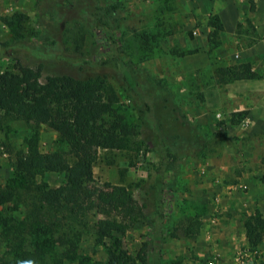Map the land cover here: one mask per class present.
<instances>
[{"label":"rangeland","instance_id":"obj_1","mask_svg":"<svg viewBox=\"0 0 264 264\" xmlns=\"http://www.w3.org/2000/svg\"><path fill=\"white\" fill-rule=\"evenodd\" d=\"M233 1L241 2L120 0L119 10L113 15H103L92 4L96 13L90 11L83 17L67 6L57 11L56 4L62 0H0V43L12 44L7 47L0 44V71L15 69V50L24 51L27 46L42 55L53 53L59 63L58 70L66 71V65H73L71 70L78 75L94 76L100 72L106 76V94L113 92L118 98L113 102V109L133 134L125 148L99 149L94 165L96 185L109 182L128 186L141 201L143 193L139 184L145 186L153 172L148 135L137 110L140 100L128 85L122 59L118 63L111 60L104 66L97 64V69L89 64L79 69L82 59L97 53L93 27L102 18L121 40L124 59L140 69L139 74L166 84L174 93V103L196 127L195 143L177 153L176 200L169 217L173 235L163 245V264H264V231L262 239L255 243L249 239L245 225L252 215L259 213L264 218V214L245 198L239 202L240 206L232 205L236 195H249L252 175L260 174L263 168V118H254L253 97H247L246 90L247 79H262L264 73L254 70L251 61H243L238 55L242 46L260 39L252 22L253 12L246 9L235 35L223 29L216 38L217 44L210 40L214 16L222 21L220 9ZM55 7L56 29L51 26L48 29L51 27L49 30L58 42L55 48H48L44 38L38 41L29 35L36 32L43 35L41 21ZM11 17L22 20H18L19 28L13 29L3 21ZM21 36V40L27 41L15 45L13 41ZM243 62H250L258 76L229 80V76L224 77L220 72L221 68ZM243 111L247 113L240 118L239 112ZM35 145L44 152L68 149L60 134L47 124L24 119L7 121L0 130V187L13 175L17 156ZM38 179L58 186L64 175L47 171L39 174ZM0 214L6 215L9 211L2 208ZM103 216L92 215L89 229L76 251L69 256H63L62 249L58 251L59 264H107V248L97 243L92 233V224ZM121 237L124 249L135 255L147 240V224L138 222ZM3 251L0 238V254ZM48 260L52 262L51 254Z\"/></svg>","mask_w":264,"mask_h":264},{"label":"trees","instance_id":"obj_2","mask_svg":"<svg viewBox=\"0 0 264 264\" xmlns=\"http://www.w3.org/2000/svg\"><path fill=\"white\" fill-rule=\"evenodd\" d=\"M92 4L103 15H113L121 2L62 0L56 7L58 11L67 6L85 17L90 11L96 13ZM56 7L41 21L43 35L40 32L29 35L38 41L44 38L48 48H55L58 42L49 30L55 28ZM103 19L93 27L97 53L82 59L79 69H84V64L97 69V64L104 66L111 60L118 63L122 59L128 85L140 100L137 110L153 159L152 174L145 186L139 184L142 200L128 186L109 182L95 184L94 165L99 149L125 148L133 134L113 109L116 95L106 94V76L100 72L94 76L78 75L71 70L73 65H66V71L58 70L59 63L53 53L46 56L27 46L24 51L18 48L13 55L15 69L0 71V130L9 119L44 123L60 134L68 149L44 152L35 145L17 156L13 175L0 187V209L9 211V214H0V238L4 244L0 264H59L58 251L62 249V255L69 256L77 250L94 214L104 215L94 221L92 233L97 243L107 248V264H163V245L173 235L169 217L176 200L177 153L195 143L196 127L174 103V93L166 84L139 74L140 69L124 59L121 40ZM18 20L22 21L14 17L3 21L15 29L19 28ZM212 25L210 40L217 44L216 38L224 26L217 16ZM48 26L51 27L48 29ZM22 37L13 43L27 41L21 40ZM62 61L67 63L65 58ZM220 72L224 77L229 76V80L258 76L250 62L224 67ZM246 113L239 112L240 118ZM262 165L264 168V157ZM47 171L62 172L63 182L51 186L39 180L38 175ZM18 212L20 216H16ZM138 222L147 224V240L131 255L124 249L121 235ZM245 225L249 239L259 242L264 231L262 215H252ZM49 254L52 262L48 260Z\"/></svg>","mask_w":264,"mask_h":264},{"label":"crops","instance_id":"obj_3","mask_svg":"<svg viewBox=\"0 0 264 264\" xmlns=\"http://www.w3.org/2000/svg\"><path fill=\"white\" fill-rule=\"evenodd\" d=\"M252 6L254 8H252ZM246 9L253 12L251 13L252 22L257 28V33L260 36V39L250 45L242 46L238 49V55L243 61H251L254 70L264 73V0H241V2L233 1L231 5L230 3L226 4L219 11L222 19L221 22L223 23L226 32L235 35L238 32V21L242 19L247 12ZM236 42H239V40L236 39ZM247 80L249 84L247 90L245 89L246 95L247 97H253L252 114L254 118H256V116L259 119L263 118L261 122L264 123V78ZM263 171L264 168H262L260 174L257 172L252 175V178L250 179L252 187L249 195L246 197H239L236 195V200L232 201V205L240 206L239 202L245 198L251 206L259 209L264 214V179L260 180L263 176ZM255 186H257V190L255 189ZM237 192L238 191L234 193Z\"/></svg>","mask_w":264,"mask_h":264},{"label":"clouds","instance_id":"obj_4","mask_svg":"<svg viewBox=\"0 0 264 264\" xmlns=\"http://www.w3.org/2000/svg\"><path fill=\"white\" fill-rule=\"evenodd\" d=\"M28 264H31V262H28Z\"/></svg>","mask_w":264,"mask_h":264}]
</instances>
